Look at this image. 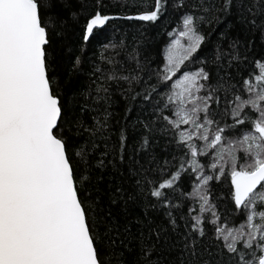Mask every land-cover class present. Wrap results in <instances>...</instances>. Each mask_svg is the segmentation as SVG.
<instances>
[{"label":"trees","instance_id":"1","mask_svg":"<svg viewBox=\"0 0 264 264\" xmlns=\"http://www.w3.org/2000/svg\"><path fill=\"white\" fill-rule=\"evenodd\" d=\"M156 3L55 0L46 13L52 19L46 46L49 75L61 98L69 152L85 153L86 163L73 157L78 179L88 177L79 188L80 198L89 209L105 264H235L215 230L244 226L250 231L248 213L234 204L227 169L226 177L206 186L215 215L201 213L200 198L194 195L201 170L193 169L191 152L178 136L192 125L173 128L169 119L177 118V106L167 97L184 72L203 68L209 79L201 81L205 88L198 95L212 93L207 115L218 122L209 138L217 127L225 128L228 140L253 130L249 121L226 125L234 124L230 102L248 97L244 82L264 63V0H160L157 20L129 19L150 13ZM97 12L113 19L85 41L86 24ZM189 14L205 39L176 76L163 81L167 52ZM183 40L186 46L187 38ZM124 76L129 79H120ZM245 111L253 119L258 115L250 106ZM200 115L203 122L205 114ZM193 142L201 149L195 159L203 173L219 176L210 167L216 150L205 149L207 142L198 136ZM177 171L181 175L173 187L153 196ZM196 216L202 218L204 236L192 228ZM239 247L245 250L243 241Z\"/></svg>","mask_w":264,"mask_h":264},{"label":"snow or ice","instance_id":"2","mask_svg":"<svg viewBox=\"0 0 264 264\" xmlns=\"http://www.w3.org/2000/svg\"><path fill=\"white\" fill-rule=\"evenodd\" d=\"M54 4L55 0H0V264H105L96 246L89 209L79 194L88 177L81 174L78 179L73 157L86 163L85 153L69 152L61 98L49 75L46 46L52 19L46 18V13ZM160 9L157 0L153 11L129 19L155 21ZM111 19L100 12L92 16L86 24L85 41ZM195 20L191 14L183 19L179 37H186L188 43L185 46L177 39L169 48L163 81L172 80L204 41ZM257 69L258 74L244 82L248 97L236 96L230 102L234 124L226 127L249 121L253 129L237 140L226 139L223 127H217L209 138L211 126L218 122L207 115L212 93L198 95L205 88L201 81L209 79L203 68L184 72L167 97L177 106L176 119L165 117L173 128L192 125L178 136L179 143L191 152L193 169L201 170L194 192L200 198L201 213L215 215L206 186L226 177L225 169L234 188L230 194L236 208L248 213L250 231L245 232L244 226L215 230L227 252L234 254L230 259L235 264H264V63H258ZM249 106L258 113L255 119L245 111ZM201 113L205 114L203 122ZM194 136L207 142L205 149L216 150L210 167L219 176L203 173L195 159L201 149L193 142ZM241 149L243 155H238ZM180 175L177 171L160 183L152 195L161 197V190L173 187ZM193 219L192 228L204 236L202 218Z\"/></svg>","mask_w":264,"mask_h":264},{"label":"rangeland","instance_id":"3","mask_svg":"<svg viewBox=\"0 0 264 264\" xmlns=\"http://www.w3.org/2000/svg\"><path fill=\"white\" fill-rule=\"evenodd\" d=\"M177 39H181L179 36H178V38ZM177 39H175V40H177ZM181 43L183 44V45H185V42H184V40H183V38L181 39ZM172 45H173V43H172ZM169 51V50H168ZM168 53V52H167ZM167 56V55H166ZM167 58V57H166Z\"/></svg>","mask_w":264,"mask_h":264},{"label":"water","instance_id":"4","mask_svg":"<svg viewBox=\"0 0 264 264\" xmlns=\"http://www.w3.org/2000/svg\"><path fill=\"white\" fill-rule=\"evenodd\" d=\"M232 191H234V188H233V186H232ZM234 201V200H233Z\"/></svg>","mask_w":264,"mask_h":264}]
</instances>
